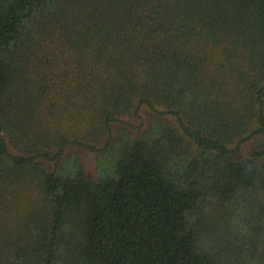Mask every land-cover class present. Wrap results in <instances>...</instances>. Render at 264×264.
Returning <instances> with one entry per match:
<instances>
[{
  "label": "trees",
  "instance_id": "16d2710c",
  "mask_svg": "<svg viewBox=\"0 0 264 264\" xmlns=\"http://www.w3.org/2000/svg\"><path fill=\"white\" fill-rule=\"evenodd\" d=\"M0 264H264V0H0Z\"/></svg>",
  "mask_w": 264,
  "mask_h": 264
},
{
  "label": "rangeland",
  "instance_id": "374dc122",
  "mask_svg": "<svg viewBox=\"0 0 264 264\" xmlns=\"http://www.w3.org/2000/svg\"><path fill=\"white\" fill-rule=\"evenodd\" d=\"M147 110H148L147 108H143L142 109L143 118L145 119V122H148V119H147L146 114H145ZM136 123L139 124L140 123V120L138 122H136ZM78 149L79 148L76 147V148L72 149V151H75L76 150L75 152H77ZM70 152H71V150H70ZM84 155H85V160H86V163H87L89 169L93 173H95L96 172L95 154L94 153H85Z\"/></svg>",
  "mask_w": 264,
  "mask_h": 264
}]
</instances>
